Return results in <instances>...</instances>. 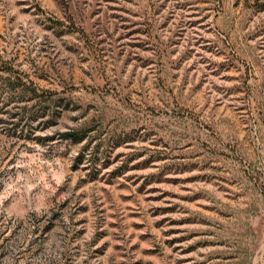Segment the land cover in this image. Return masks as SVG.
Wrapping results in <instances>:
<instances>
[{
  "label": "rangeland",
  "instance_id": "obj_1",
  "mask_svg": "<svg viewBox=\"0 0 264 264\" xmlns=\"http://www.w3.org/2000/svg\"><path fill=\"white\" fill-rule=\"evenodd\" d=\"M0 264H264V0H0Z\"/></svg>",
  "mask_w": 264,
  "mask_h": 264
},
{
  "label": "trees",
  "instance_id": "obj_2",
  "mask_svg": "<svg viewBox=\"0 0 264 264\" xmlns=\"http://www.w3.org/2000/svg\"><path fill=\"white\" fill-rule=\"evenodd\" d=\"M63 137L72 139V140H80L83 138V134H78V131L76 130H70L63 134Z\"/></svg>",
  "mask_w": 264,
  "mask_h": 264
}]
</instances>
